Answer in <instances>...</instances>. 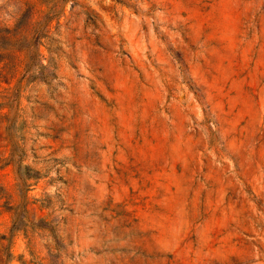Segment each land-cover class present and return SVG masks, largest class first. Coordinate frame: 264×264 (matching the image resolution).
<instances>
[{"label": "rangeland", "instance_id": "rangeland-1", "mask_svg": "<svg viewBox=\"0 0 264 264\" xmlns=\"http://www.w3.org/2000/svg\"><path fill=\"white\" fill-rule=\"evenodd\" d=\"M0 264H264V0H0Z\"/></svg>", "mask_w": 264, "mask_h": 264}]
</instances>
